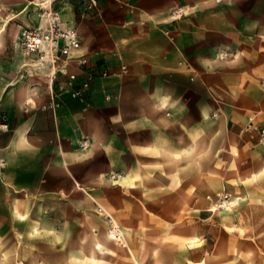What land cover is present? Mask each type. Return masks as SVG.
<instances>
[{
    "label": "crops",
    "instance_id": "obj_1",
    "mask_svg": "<svg viewBox=\"0 0 264 264\" xmlns=\"http://www.w3.org/2000/svg\"><path fill=\"white\" fill-rule=\"evenodd\" d=\"M28 2L1 0L4 34H19L22 22L35 19ZM87 4L62 0L54 6L62 28L78 33L73 54L87 62L68 64L67 72L77 76L72 85L50 70L45 91L17 85L30 56H13L12 41L1 36L0 177L20 190L63 191L57 202L67 208L73 179L83 183L89 172L87 155L75 156L74 148L85 140L114 143L112 183L129 187L131 177L121 174H138L143 176L134 188L155 191L145 195L152 202L135 195L127 215L129 245L137 254L141 238L162 237L168 220L137 209L138 201L156 206L168 197L163 183L146 175L168 173V164L179 160L186 163L179 170H186L201 157L202 141L220 145L227 156L239 153L242 166L264 164L257 132L241 133L250 121L264 128V0H98L90 10ZM34 65L43 66L37 60ZM85 69L94 78L82 103L71 90L80 86ZM159 222L157 233L142 229ZM145 244L149 251L156 247ZM158 251L165 254L162 245Z\"/></svg>",
    "mask_w": 264,
    "mask_h": 264
},
{
    "label": "rangeland",
    "instance_id": "obj_2",
    "mask_svg": "<svg viewBox=\"0 0 264 264\" xmlns=\"http://www.w3.org/2000/svg\"><path fill=\"white\" fill-rule=\"evenodd\" d=\"M1 36L12 41L13 56L25 55L16 44L18 34L7 31ZM27 58L26 77L17 85L45 91L51 84L48 69L35 66L36 57ZM207 144L200 143L201 157L186 170H179L186 165L179 160L168 164V173L146 175L163 183L168 197L156 206L138 201L137 209L168 220L162 223V237L141 238L137 254L129 245L127 215L135 208V195L152 202L145 195L155 191L135 189L143 176L138 174H121L131 177L129 187L112 183L117 175L112 166L114 143L85 140L74 148L75 156L81 151L87 155L89 172L83 173V183L73 179V204L67 208L57 202L63 191L20 190L0 177V264H264V164L242 166L239 153L227 156L220 145ZM75 176H81L79 170ZM218 193L227 194L233 204L219 205ZM105 214L114 219L119 237ZM160 224L142 229L157 233ZM146 241L156 247L149 251ZM161 245L163 256L158 251Z\"/></svg>",
    "mask_w": 264,
    "mask_h": 264
},
{
    "label": "built area",
    "instance_id": "obj_3",
    "mask_svg": "<svg viewBox=\"0 0 264 264\" xmlns=\"http://www.w3.org/2000/svg\"><path fill=\"white\" fill-rule=\"evenodd\" d=\"M62 0H29L27 7H31V12L35 14V19H27L21 23L19 41L17 45L21 48L27 56H34L36 58L42 57L40 52V45L47 43L50 56V62L52 63L54 70L53 73H58L66 76L69 85H72L77 76L69 74L67 72V66L69 63H76L79 67H86V60L81 57H76L73 51H76L79 46L78 33L74 28H62L59 9H55L54 6L59 4ZM87 9H94L98 5V0H87ZM1 4V0H0ZM15 17L9 18L13 20ZM4 19H7L5 16ZM83 81L80 86L74 90H71L73 98L78 99L80 102H85V91L89 88L94 75L84 70ZM102 77H107L108 73L103 71L100 74ZM257 132L258 143L264 147V128L257 127L252 121H250L242 130L241 133ZM4 165L0 163V176L2 175ZM229 201L227 194L218 193L215 197V202L222 203ZM101 212V208L98 209ZM104 218L108 222L107 217ZM109 223V222H108Z\"/></svg>",
    "mask_w": 264,
    "mask_h": 264
},
{
    "label": "bare ground",
    "instance_id": "obj_4",
    "mask_svg": "<svg viewBox=\"0 0 264 264\" xmlns=\"http://www.w3.org/2000/svg\"><path fill=\"white\" fill-rule=\"evenodd\" d=\"M5 28V27H4ZM4 28H1L0 29V36L2 35V33L4 32ZM16 44L18 43V41H19V34H18V36L16 37ZM40 52H42L43 54H42V57H38V58H36L37 59V62L39 63V64H41V65H43V66H41V67H46L48 70H50L51 72H53V70H54V67H53V65H52V63L50 62V56H48V55H45V54H48L49 53V50H48V47H47V43H42L41 45H40ZM114 178V177H113ZM120 179H123L122 177L120 178ZM230 201H231V199L229 200V201H227V202H222V203H220L219 205H222V206H228L229 204H233V203H230ZM218 205V204H217ZM102 210V209H101ZM105 217H107V219H108V222L110 223V221H111V219H110V216H108V215H106L105 214ZM113 230V229H112ZM114 231V230H113ZM115 233V232H114Z\"/></svg>",
    "mask_w": 264,
    "mask_h": 264
}]
</instances>
